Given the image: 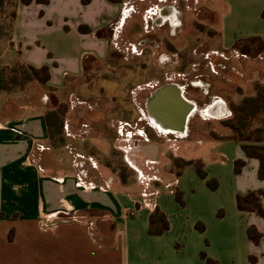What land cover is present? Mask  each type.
<instances>
[{"label": "crops", "instance_id": "0c3cea01", "mask_svg": "<svg viewBox=\"0 0 264 264\" xmlns=\"http://www.w3.org/2000/svg\"><path fill=\"white\" fill-rule=\"evenodd\" d=\"M218 2L222 49L251 37L264 43V0ZM127 10L124 0L17 1L0 37V264H264V218L237 206L238 195L264 192L260 161L244 143L186 140L176 156L188 163L176 170L160 161L163 136L132 144L129 135L119 146L131 171L125 179L92 156L70 168L48 160L47 96L2 88L4 70L46 65L47 82H27L28 96L40 86L65 95L85 60L107 57L106 31Z\"/></svg>", "mask_w": 264, "mask_h": 264}, {"label": "rangeland", "instance_id": "374dc122", "mask_svg": "<svg viewBox=\"0 0 264 264\" xmlns=\"http://www.w3.org/2000/svg\"><path fill=\"white\" fill-rule=\"evenodd\" d=\"M17 1L3 0L0 5V37L11 28ZM124 2L128 10L122 22L117 20L114 30L106 31L107 57L85 60L82 75L67 84L65 95L40 86L28 96L34 89L27 88L23 80L31 72L17 67L15 72L6 69L4 73V91L34 100L46 95V109L57 113L54 119L51 116L48 160L71 168L79 161L87 163L92 156L99 167L125 179L131 171L119 149L123 136H132L133 144L135 139L143 143L145 136L160 140L157 135L162 134L160 142L165 153L160 161L173 163L176 170L184 162L176 155L184 149L186 140L249 138L243 142L255 143L260 138L258 145H264V43L242 39L231 49H222L218 0ZM162 6L176 10L179 26L175 30L171 31L168 24L151 27L154 13ZM160 37L161 43L155 45L153 41ZM48 63L54 65L52 59ZM148 82L185 90L184 97L193 108L184 133H154L147 121H126L123 100L142 102L151 89L139 88ZM23 89L25 95L21 94ZM213 102L223 103V114L215 117L206 113ZM91 137L96 142L93 146ZM258 200L264 207V202ZM263 252L260 248L258 257Z\"/></svg>", "mask_w": 264, "mask_h": 264}, {"label": "flooded vegetation", "instance_id": "af4514ba", "mask_svg": "<svg viewBox=\"0 0 264 264\" xmlns=\"http://www.w3.org/2000/svg\"><path fill=\"white\" fill-rule=\"evenodd\" d=\"M154 14L156 15L151 21L152 28L153 27L161 28L164 27L165 24H168L169 29L172 31L179 26V23H176L177 12L171 6H162ZM147 28L148 26H146V29ZM146 29L145 31H147ZM144 40H141V42H143L142 44L145 43ZM157 41L161 43L162 41L161 37L154 40L153 43L156 45ZM159 85L160 86L154 85L153 83L150 82L143 83L139 89L142 88L145 90L151 89V91L147 92L148 94L140 103H138L136 99L125 98L122 103V105L124 106L123 115L125 116L126 121H134V120L147 121V125H149V127L154 133H164V132L166 133V131L167 133L168 132L172 133L175 131L177 133L182 134L185 131L186 122H189V119L191 117V111L193 106L188 102L187 99H185L184 97L185 90L174 85L175 87L178 88L180 93L177 92L178 95L174 93V95L167 96L168 100H171L172 105L171 107L167 106L166 110L169 111L168 112L165 111L163 113L161 109L162 107L152 100L153 93L156 90L170 84H165V85L159 84ZM185 103H188V107ZM220 104L222 103L220 102ZM223 112H224L223 104L222 105L218 104L217 106H212L206 109V113L213 115L215 117L223 114ZM132 113H135L136 115H134L133 117ZM170 122H172L173 124ZM142 133H147V132L143 131ZM160 135L162 134L157 135L159 136L157 138H161Z\"/></svg>", "mask_w": 264, "mask_h": 264}, {"label": "trees", "instance_id": "16d2710c", "mask_svg": "<svg viewBox=\"0 0 264 264\" xmlns=\"http://www.w3.org/2000/svg\"><path fill=\"white\" fill-rule=\"evenodd\" d=\"M22 3H28L31 0H20ZM36 1H45V0H36ZM83 3H87L88 0H82ZM3 3V0H0V5ZM14 14L12 15L13 18ZM264 16V14H263ZM81 32H88L89 28L85 25H81L78 28ZM245 40H260L258 37H251ZM240 40L236 41L237 45L239 43ZM234 45V46H235ZM20 67L21 69H24V72L28 73L31 72L32 75H25V79L23 80L24 83L30 82L32 80H36L38 82H40L41 84H45L49 78V72H48V67L46 66H41L39 68L33 67L31 65H26V64H16L13 67L8 68L7 70L16 71V68ZM6 70H4L3 72V80H2V88L5 89V73ZM50 115V117H49ZM57 113L54 111V109L48 111L47 113V122H48V127L50 128V126L53 124V121H51V116H56ZM54 119V117H53ZM235 140L244 143L243 145V149L246 152V154L248 156H254L256 158H258V160L260 161V168H259V176L260 178H264V146L261 145H254L255 143H259V141L261 140L260 138H257L256 141H254L255 143H245L243 141L245 140H249V138H245V139H240V138H236ZM253 142V141H251ZM184 163H188L186 161L183 162ZM242 162L238 161L236 162V170L239 169V166ZM182 164V165H183ZM258 199H261L264 202V192L258 191V192H250L244 196L238 195L237 196V206L240 210H246V211H253L256 212L258 215H260L261 217L264 218V207L261 206L260 202ZM161 220H163V217L161 216ZM163 227H166V223H162ZM248 235L250 236V238L254 241L257 242L258 240V234L255 231L254 228L250 227L248 229Z\"/></svg>", "mask_w": 264, "mask_h": 264}, {"label": "water", "instance_id": "95a60500", "mask_svg": "<svg viewBox=\"0 0 264 264\" xmlns=\"http://www.w3.org/2000/svg\"><path fill=\"white\" fill-rule=\"evenodd\" d=\"M179 90L177 87H175L174 85H166L158 90H156L154 93H153V101L155 103H157L158 105H160L162 108V112L164 113L165 111L168 112L166 109H167V104L166 102H168V95H174V93H176L178 95ZM181 97V95H180ZM182 99V97H181ZM184 100V99H183ZM188 107V103H185ZM186 118V117H185ZM186 121V120H185ZM172 123V122H170ZM173 124V123H172Z\"/></svg>", "mask_w": 264, "mask_h": 264}, {"label": "bare ground", "instance_id": "6f19581e", "mask_svg": "<svg viewBox=\"0 0 264 264\" xmlns=\"http://www.w3.org/2000/svg\"><path fill=\"white\" fill-rule=\"evenodd\" d=\"M167 104H168L167 106L171 107L172 105L171 100H168Z\"/></svg>", "mask_w": 264, "mask_h": 264}]
</instances>
